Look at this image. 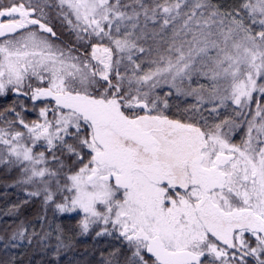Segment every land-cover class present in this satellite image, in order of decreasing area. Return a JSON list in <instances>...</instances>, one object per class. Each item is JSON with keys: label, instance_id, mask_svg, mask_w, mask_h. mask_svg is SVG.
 <instances>
[{"label": "snow or ice", "instance_id": "6c2138e0", "mask_svg": "<svg viewBox=\"0 0 264 264\" xmlns=\"http://www.w3.org/2000/svg\"><path fill=\"white\" fill-rule=\"evenodd\" d=\"M0 168V264H264V0H0Z\"/></svg>", "mask_w": 264, "mask_h": 264}, {"label": "trees", "instance_id": "16d2710c", "mask_svg": "<svg viewBox=\"0 0 264 264\" xmlns=\"http://www.w3.org/2000/svg\"><path fill=\"white\" fill-rule=\"evenodd\" d=\"M55 16V13H53ZM54 28L59 37L63 41H69L72 39L70 34L67 31L66 26L61 24L58 20L53 19L52 21ZM174 103H180L181 106H184L186 103L192 102L191 99L184 101L183 98H174ZM36 114L30 113L28 119H35ZM15 176V173H8L6 170L0 168V232H2L6 226H14L22 219H31L35 222V214L40 209V201L33 200L29 205L25 206L23 214L19 216H4L2 214L3 210L7 207H10L12 204L19 202L25 198V194L20 191L18 188L9 187L12 178ZM86 245L91 244V240L88 239L84 242ZM82 250V249H81ZM4 257V252L0 251V258ZM98 259V257H97Z\"/></svg>", "mask_w": 264, "mask_h": 264}, {"label": "flooded vegetation", "instance_id": "af4514ba", "mask_svg": "<svg viewBox=\"0 0 264 264\" xmlns=\"http://www.w3.org/2000/svg\"><path fill=\"white\" fill-rule=\"evenodd\" d=\"M60 40L63 41V39L60 37Z\"/></svg>", "mask_w": 264, "mask_h": 264}, {"label": "rangeland", "instance_id": "374dc122", "mask_svg": "<svg viewBox=\"0 0 264 264\" xmlns=\"http://www.w3.org/2000/svg\"><path fill=\"white\" fill-rule=\"evenodd\" d=\"M65 26V25H64Z\"/></svg>", "mask_w": 264, "mask_h": 264}]
</instances>
